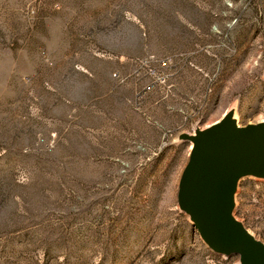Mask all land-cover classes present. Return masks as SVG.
Instances as JSON below:
<instances>
[{"label": "rangeland", "instance_id": "374dc122", "mask_svg": "<svg viewBox=\"0 0 264 264\" xmlns=\"http://www.w3.org/2000/svg\"><path fill=\"white\" fill-rule=\"evenodd\" d=\"M227 115L264 123V0H0V264H241L177 200ZM233 216L264 245V178Z\"/></svg>", "mask_w": 264, "mask_h": 264}, {"label": "water", "instance_id": "95a60500", "mask_svg": "<svg viewBox=\"0 0 264 264\" xmlns=\"http://www.w3.org/2000/svg\"><path fill=\"white\" fill-rule=\"evenodd\" d=\"M177 200L203 241L216 254L241 264H264V245L234 218V194L247 176L264 178V123L240 127L230 115L194 136Z\"/></svg>", "mask_w": 264, "mask_h": 264}, {"label": "built area", "instance_id": "2783aa9c", "mask_svg": "<svg viewBox=\"0 0 264 264\" xmlns=\"http://www.w3.org/2000/svg\"><path fill=\"white\" fill-rule=\"evenodd\" d=\"M150 89H151V86H150V85H148V86H146V87L144 88L145 91H149Z\"/></svg>", "mask_w": 264, "mask_h": 264}, {"label": "bare ground", "instance_id": "6f19581e", "mask_svg": "<svg viewBox=\"0 0 264 264\" xmlns=\"http://www.w3.org/2000/svg\"><path fill=\"white\" fill-rule=\"evenodd\" d=\"M233 121H235V119H232ZM237 124V123H236ZM250 125H252V124H250ZM192 148H193V144L191 145V150H192Z\"/></svg>", "mask_w": 264, "mask_h": 264}]
</instances>
